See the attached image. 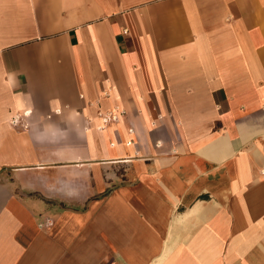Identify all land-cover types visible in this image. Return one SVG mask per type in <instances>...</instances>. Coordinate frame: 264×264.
<instances>
[{
  "label": "crops",
  "instance_id": "obj_1",
  "mask_svg": "<svg viewBox=\"0 0 264 264\" xmlns=\"http://www.w3.org/2000/svg\"><path fill=\"white\" fill-rule=\"evenodd\" d=\"M224 262L264 264V0H0V264Z\"/></svg>",
  "mask_w": 264,
  "mask_h": 264
},
{
  "label": "built area",
  "instance_id": "obj_2",
  "mask_svg": "<svg viewBox=\"0 0 264 264\" xmlns=\"http://www.w3.org/2000/svg\"><path fill=\"white\" fill-rule=\"evenodd\" d=\"M108 119V120H107ZM107 119H104V122L105 123H107V122H109V121H115V120H117L118 118H117V116H112L111 118H107Z\"/></svg>",
  "mask_w": 264,
  "mask_h": 264
},
{
  "label": "rangeland",
  "instance_id": "obj_3",
  "mask_svg": "<svg viewBox=\"0 0 264 264\" xmlns=\"http://www.w3.org/2000/svg\"><path fill=\"white\" fill-rule=\"evenodd\" d=\"M224 264H225V262H224Z\"/></svg>",
  "mask_w": 264,
  "mask_h": 264
}]
</instances>
